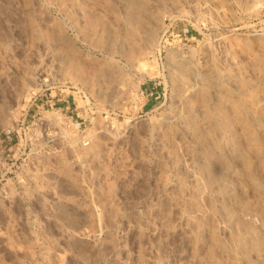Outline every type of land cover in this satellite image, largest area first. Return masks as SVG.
Wrapping results in <instances>:
<instances>
[{"label": "rangeland", "instance_id": "1", "mask_svg": "<svg viewBox=\"0 0 264 264\" xmlns=\"http://www.w3.org/2000/svg\"><path fill=\"white\" fill-rule=\"evenodd\" d=\"M0 264H264V0H0Z\"/></svg>", "mask_w": 264, "mask_h": 264}, {"label": "built area", "instance_id": "2", "mask_svg": "<svg viewBox=\"0 0 264 264\" xmlns=\"http://www.w3.org/2000/svg\"><path fill=\"white\" fill-rule=\"evenodd\" d=\"M150 96H152V94H150ZM72 119H73V117H72ZM69 125L70 126L72 125V120L71 121L67 120V126H69ZM82 144H83V146H87L89 144V141L86 140V141L82 142Z\"/></svg>", "mask_w": 264, "mask_h": 264}]
</instances>
